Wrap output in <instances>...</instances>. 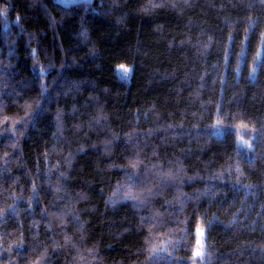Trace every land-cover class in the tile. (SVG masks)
Segmentation results:
<instances>
[{
  "label": "trees",
  "instance_id": "obj_1",
  "mask_svg": "<svg viewBox=\"0 0 264 264\" xmlns=\"http://www.w3.org/2000/svg\"><path fill=\"white\" fill-rule=\"evenodd\" d=\"M198 226L264 264V0H0V264H193Z\"/></svg>",
  "mask_w": 264,
  "mask_h": 264
},
{
  "label": "rangeland",
  "instance_id": "obj_2",
  "mask_svg": "<svg viewBox=\"0 0 264 264\" xmlns=\"http://www.w3.org/2000/svg\"><path fill=\"white\" fill-rule=\"evenodd\" d=\"M63 4H74L78 2H93V0H58ZM116 70L122 80L130 82L132 75V67L129 65L119 64ZM196 243L193 254V264H204L205 254V230L202 226H198L195 231Z\"/></svg>",
  "mask_w": 264,
  "mask_h": 264
}]
</instances>
